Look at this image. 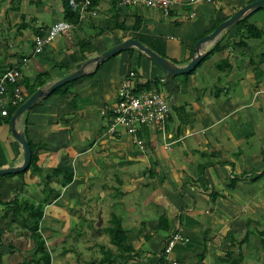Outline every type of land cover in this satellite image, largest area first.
Masks as SVG:
<instances>
[{"label": "crops", "instance_id": "crops-1", "mask_svg": "<svg viewBox=\"0 0 264 264\" xmlns=\"http://www.w3.org/2000/svg\"><path fill=\"white\" fill-rule=\"evenodd\" d=\"M91 1V13L69 35L33 56L34 38L66 21L63 0H0V75L18 65L28 97L23 81L32 85L46 72L47 87L127 39L185 66L198 40L252 3L184 5L165 16L114 0L117 21L140 27L101 32L111 3ZM244 17L262 38L242 30L238 40L237 26L229 27L203 47L206 55L216 44L220 50L188 76L169 75L130 48L87 65L65 91L22 114L16 128L35 146L38 170L0 178V264H21L33 247L14 203L38 205L49 196L39 231L50 264H264V7ZM22 58L28 63L20 65ZM130 74L133 84L149 81L170 109L163 129L138 132L141 145L122 129L108 132L110 108ZM22 162L7 117L0 118V168ZM53 171L72 179L64 184L62 176L51 177L44 190L42 177ZM113 215L125 231L124 249L106 233ZM175 233L180 240L165 256V240Z\"/></svg>", "mask_w": 264, "mask_h": 264}, {"label": "built area", "instance_id": "built-area-1", "mask_svg": "<svg viewBox=\"0 0 264 264\" xmlns=\"http://www.w3.org/2000/svg\"><path fill=\"white\" fill-rule=\"evenodd\" d=\"M117 5L121 7L143 6L148 9L160 10L165 16L171 11L181 6H194L199 3H206L220 6L222 0H116ZM254 2L257 0H239ZM73 13L78 14V21H83L91 13V0H67ZM74 24L67 21H59L34 38L33 56L43 52L44 47L52 43L60 35H69ZM29 58H22L20 65H25ZM20 73L18 65H15L0 75V118H6L9 115V108H17L27 98V94L19 86ZM135 76L129 75L120 89L116 101L111 106L112 122L109 133H115L122 129L128 135L132 136L138 145L142 142L136 136L143 127L157 126L164 128L170 109L166 98L155 90L138 91L136 83L133 84ZM180 240L178 233L169 236L164 243L163 254L168 256L176 243ZM169 264H177L176 261H169Z\"/></svg>", "mask_w": 264, "mask_h": 264}, {"label": "trees", "instance_id": "trees-1", "mask_svg": "<svg viewBox=\"0 0 264 264\" xmlns=\"http://www.w3.org/2000/svg\"><path fill=\"white\" fill-rule=\"evenodd\" d=\"M92 3H94V1H92ZM110 3H111V7H110L111 18L108 21L106 28L104 30H102L101 32H104V31L108 32V31H112L114 29H122L124 31H127L129 29L137 30L140 27L139 23H136L132 27H128V26H125L123 23H119L117 21L116 10H115L116 2L114 0H110ZM63 8H64L65 20L67 22L74 24V25H78L79 24L78 14L73 13L71 11L67 0H63ZM235 25L237 26V32H236L235 38L238 40L242 36V32H241L242 30H244L246 32L248 38H250V39H261L262 38L261 31L256 26H254L253 24L248 23L247 17H243ZM239 44L244 45L245 42L240 40ZM82 48L87 49L89 51H92V49H93L91 45L85 44V43H81V49ZM220 48L221 47H219V44H216L215 47L208 52L206 57L197 65V67L195 69H193L191 72H189L183 76H188V75L192 74L202 64V62L205 59L212 56V54L214 52L219 51ZM225 64H227V63H225ZM219 67H221L220 64L217 65V68H219ZM48 77L49 76L46 72H40L33 79L32 85H29L30 83L27 80L23 81L22 83L26 86V89L28 90V94L31 95L38 88H41L46 83V81H48ZM20 83H21V81H20ZM71 83L72 82L67 83V84L55 89L52 92V94L65 91ZM153 84H154V86L158 85V81H154ZM151 85L152 84L149 81H141V79H139L138 83H136V88L138 91H149L152 89ZM15 109L16 108H9L8 109L9 115L7 117V122H9L11 115L13 114ZM29 144H30L32 156H31V161H30V165H29L28 169L22 173L7 175L6 177H12V176H16V175L22 176L29 169H33L34 171L37 172L38 169L36 168V157H35V154L33 153L35 146H33L31 143H29ZM57 176H62V178L64 179V184H66L67 182H69L72 179L71 173H66V172H61V171H53L51 173H47L45 175V177H42V181L44 183V190L49 191L48 181L50 180L51 177H57ZM0 178H3V177L0 176ZM50 200H51V198L49 196V197H44L42 203H40L38 205L35 203H30L28 201H25L24 203H21V204H19L17 202L14 203V205H15L14 214L17 216H21L20 218L22 219V221L24 223V227L27 230V232L29 233V237L33 243L32 251L30 253L29 258L23 259L21 264H50V256H49V253L47 251L44 238L42 237V235L39 231L40 230V222H41V220L43 218V214H44V212H43L44 207L46 204H48L50 202ZM18 209L21 210L25 215H19L20 212L18 213V211H19ZM110 223H111L110 227H108L106 229V233L108 234V236L110 238V242L112 244L116 245L117 247L124 249L125 244H126V238H125V231L122 229L120 220L113 215L111 220H110ZM260 238H261V240H260L261 245L264 248V232L261 233ZM245 239L246 238H244L243 240H245Z\"/></svg>", "mask_w": 264, "mask_h": 264}, {"label": "water", "instance_id": "water-1", "mask_svg": "<svg viewBox=\"0 0 264 264\" xmlns=\"http://www.w3.org/2000/svg\"><path fill=\"white\" fill-rule=\"evenodd\" d=\"M264 7V0H257L254 1L236 13H234L229 19L225 20L224 22L220 23L210 34L204 36L200 40H198L194 45V50L196 54L191 58V60L185 66H178L169 60L165 59L164 57L158 55L155 51L150 49L149 47L143 45L136 39H127L121 42L120 44L102 52L100 55L93 57L87 61H85L80 69L75 71L72 74H69L62 79L52 83L47 87L38 88L35 92L27 97V99L20 104L13 114L11 115L9 125L10 131L12 136L15 140L20 144L22 152H23V162L21 165L16 167H9V168H0V176H7L12 174H18L26 171L30 165L31 161V148L26 140L25 134L22 130H18L16 128V121L22 116L23 113L28 111L33 105H35L41 98L50 95L55 89L73 82L86 74L85 67L89 64H94L97 67L100 63H102L107 58L123 52L130 48H135L143 55L148 57L152 62L162 68L166 73L172 76H180L185 75L191 72L193 69L197 67V65L203 60L206 56V53L203 51V47H205L210 42L216 40V38L226 29L235 25L238 21H240L246 13L252 10H258Z\"/></svg>", "mask_w": 264, "mask_h": 264}, {"label": "rangeland", "instance_id": "rangeland-1", "mask_svg": "<svg viewBox=\"0 0 264 264\" xmlns=\"http://www.w3.org/2000/svg\"><path fill=\"white\" fill-rule=\"evenodd\" d=\"M59 37H61V36H59Z\"/></svg>", "mask_w": 264, "mask_h": 264}]
</instances>
